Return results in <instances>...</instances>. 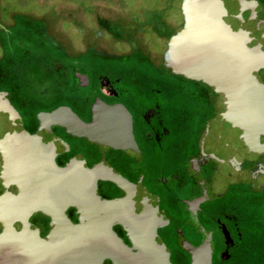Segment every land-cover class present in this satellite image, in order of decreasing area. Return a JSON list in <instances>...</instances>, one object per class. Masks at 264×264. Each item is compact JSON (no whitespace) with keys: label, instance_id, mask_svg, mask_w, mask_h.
Instances as JSON below:
<instances>
[{"label":"flooded vegetation","instance_id":"flooded-vegetation-1","mask_svg":"<svg viewBox=\"0 0 264 264\" xmlns=\"http://www.w3.org/2000/svg\"><path fill=\"white\" fill-rule=\"evenodd\" d=\"M170 17L162 20L160 28L125 24L123 34L112 40L124 47L108 51L103 45L94 50L112 59L130 60L132 66L149 65L150 72L102 71L93 79L83 65L92 58L89 50L73 52L72 45L61 47L50 39L62 59L52 52L44 55L53 73L54 90L38 92L61 95L63 100L42 109L32 105L30 113L13 103V79L5 77L4 65L7 57L15 64L36 54L25 46L8 54V39L0 38V84H5L0 91L7 92L30 133L38 128L40 111L67 106L91 122L97 99L123 108L132 133L125 139H111L112 131L106 127L104 142L99 143L53 125L54 134L68 144L55 156L56 164L64 166L74 157L89 168L103 163L125 181L147 190L157 209L156 232L169 249L172 264L192 263L187 247L196 248V259L203 264H264V110L197 79L192 69L166 61L167 41L183 23L181 15L179 29L170 31L174 24ZM259 17H264V6ZM159 44H163L161 49ZM259 74L264 82V69ZM112 181L97 180L99 194L106 199L123 198L126 192ZM67 216L77 222L75 208H68ZM30 221L41 236L50 228L49 218L40 212L33 213ZM112 229L130 245L121 224H113ZM103 264L111 263L104 260Z\"/></svg>","mask_w":264,"mask_h":264},{"label":"water","instance_id":"water-1","mask_svg":"<svg viewBox=\"0 0 264 264\" xmlns=\"http://www.w3.org/2000/svg\"><path fill=\"white\" fill-rule=\"evenodd\" d=\"M262 9L258 0H180L183 25L169 37L163 57L262 111ZM93 109L91 122L67 106L37 112L39 125L30 133L7 92L0 91V113L9 122V128L0 132V264H103L104 260L172 264L169 249L156 232L157 209L147 190L103 163L89 168L74 157L64 166L56 164L55 156L68 144L54 134L53 125L99 143L104 142L106 127L113 140L132 136L123 108L97 99ZM107 178L126 192L123 198L99 194L97 180ZM70 207L76 209V223L67 216ZM36 212L49 218L50 228L43 236L30 221ZM113 224L124 227L130 245L116 234ZM187 248L193 255L191 264H203L196 259V248Z\"/></svg>","mask_w":264,"mask_h":264},{"label":"rangeland","instance_id":"rangeland-1","mask_svg":"<svg viewBox=\"0 0 264 264\" xmlns=\"http://www.w3.org/2000/svg\"><path fill=\"white\" fill-rule=\"evenodd\" d=\"M154 1L157 2L158 7H161L163 0ZM128 3H132V5L129 6ZM141 3V0H123L121 4L106 0H0V36L12 41L19 40L18 33L25 38L30 35L32 41L30 45L35 44L34 47H36L31 49L36 55L27 57L18 63L14 64L12 58H6L4 74L6 78L10 76L13 79V94L10 97L17 108L21 111H29L32 105H35V109H42L63 100L61 95L49 94L45 96L38 92L49 89V92L53 93L54 90L53 73L50 71L49 61L45 57L49 56V47H51L49 44H47L48 47L45 44L48 38L56 41L61 47L72 45L73 52L80 48L89 50L92 58L87 60V65L86 63L83 65L93 79L102 71L125 72L127 68H132L131 70L150 72L149 65L136 63L135 66H132L134 63L130 64V60L112 59L94 51L103 45L108 51L124 47L122 44L112 41L115 37L109 34L110 32L105 31L103 35L96 36L97 27H103L99 25L98 20L106 17H118L123 12H128L129 9H141L143 8L139 7ZM179 5L180 0H175V9H171L174 14L172 15L173 12H171L172 17L169 18V21L174 23L170 27V31L179 29L181 20ZM16 17L21 19L19 21L21 25L17 24ZM41 25L44 27L47 39L37 33ZM110 27L111 25H107V28ZM91 41H93L92 44H90ZM38 46H41L42 49L37 48ZM158 47L161 49L163 44H159ZM12 48H15L13 44L8 46V54L12 53ZM37 54L40 55L37 56ZM50 54L57 59H62L61 54L57 52ZM74 55L77 59L80 57ZM4 86V83L0 84L1 88ZM8 128L7 116L0 113V132H4Z\"/></svg>","mask_w":264,"mask_h":264},{"label":"trees","instance_id":"trees-1","mask_svg":"<svg viewBox=\"0 0 264 264\" xmlns=\"http://www.w3.org/2000/svg\"><path fill=\"white\" fill-rule=\"evenodd\" d=\"M106 1H108V2L112 1V2H115L117 4H121V2H123V0H106ZM141 2L142 3L139 6V7H143L141 9H137V10H130L129 9L130 11L128 10V12H123L118 17H114V18L113 17H109V18L106 17L103 19H99L98 20L99 25H101L103 27H97L96 35L101 36V35H103V33L105 31L110 32L113 35H119V34L122 35L123 33H122L121 28L125 24L132 26V27H136L137 29L145 28L146 26H150V25H152L156 28H160L162 20L165 19L166 17H170L171 12L174 13V11H172L171 9H173V10L175 9V0H163L161 3L162 4L161 7H158L157 2L154 0H141ZM258 2L262 6H264V0H258ZM128 4H129V6L132 5V3H128ZM245 16H246V13H245ZM23 17H24V15H23ZM16 19L18 22L17 24L21 25L19 22L21 19L19 17H16ZM107 25H111V27L107 28ZM40 27L41 28H39L37 33H39L40 35H42L46 38L47 35L45 34L44 27H42V25ZM18 36H19V40L14 39L12 41H8V46H11L12 44L15 46V48H12L11 51L12 50L16 51L18 49L17 47H19V46H23V47L25 46L26 49L30 48V49H28L29 52H34L31 49H35L36 47H34L35 44H33V46L30 45V43L32 42L30 40L31 36L29 35V36H26V38H25L23 35L21 36V34H19V33H18ZM0 37L5 39L4 36L3 37L0 36ZM45 44L46 45L49 44L51 46L50 38H48L47 43H45ZM47 47H48V45H47ZM37 48L42 49L41 46H38ZM49 48H50L49 52H53V50L55 52L58 51V49L56 47L54 48L51 46Z\"/></svg>","mask_w":264,"mask_h":264}]
</instances>
